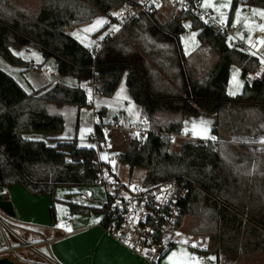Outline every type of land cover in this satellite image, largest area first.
I'll return each mask as SVG.
<instances>
[{
	"label": "trees",
	"instance_id": "16d2710c",
	"mask_svg": "<svg viewBox=\"0 0 264 264\" xmlns=\"http://www.w3.org/2000/svg\"><path fill=\"white\" fill-rule=\"evenodd\" d=\"M40 1L39 12L28 16L12 7L9 0H0V56L27 71L34 64L13 51L33 47L45 60L56 59L60 76L79 82L94 80L97 93L104 97H113L126 75L134 102L145 108L154 126L171 135L182 134L186 114H217L219 129L214 133L219 136L218 142L184 143L179 154H172L170 140L151 135L143 145L132 141L119 161L132 169H146L147 183L186 181L190 192L179 225L187 215L203 219L207 229L215 233L212 244L218 256L254 259L264 254V152L263 156L254 155L244 144L226 143L220 134L256 135L257 109L264 107V71L260 79L246 82L237 97L228 95L227 86L232 65L240 67L246 78L261 68L260 60L231 48L228 34L218 32L199 11L200 0H188L190 6L185 11L164 23L158 18V10L142 13L125 24L96 55L66 29L89 24L99 15L108 16L129 0ZM239 2L233 0L228 27ZM246 4L264 9V0H247ZM186 20L198 32L200 51L207 49L214 57L213 64L199 77L182 46ZM48 103L82 108L89 105V100L82 88L61 84L27 93L0 70V202L7 201L4 192L14 185L32 195H49L50 214L56 222L57 189L98 184L104 163L96 150L78 147L76 139L49 147L45 141L23 138L25 132L64 130V119L50 115ZM238 113L240 123L236 120ZM96 134L104 138L102 126L96 128ZM69 206L72 214L93 210Z\"/></svg>",
	"mask_w": 264,
	"mask_h": 264
},
{
	"label": "crops",
	"instance_id": "0c3cea01",
	"mask_svg": "<svg viewBox=\"0 0 264 264\" xmlns=\"http://www.w3.org/2000/svg\"><path fill=\"white\" fill-rule=\"evenodd\" d=\"M232 1L201 0L198 3V9L206 20L214 24L225 23L228 21L226 19L230 12ZM246 1L240 0L236 7L227 43L231 48L241 49L247 54L257 57L260 60L261 68L252 73L251 80L247 81L242 76L240 67L237 65L231 66L227 93L232 98L243 93L246 82L252 83L260 79L264 71V15H261V13H264V9L247 5ZM166 6L170 5L165 4L158 11V18L161 23L170 18L167 12L169 10L166 11ZM203 10L205 13H203ZM209 17H217L216 19L218 20H212ZM99 18H103V21H105L107 17L100 16L93 19L92 23L88 25H92L90 27L93 28L91 29L93 30L91 34L86 32L85 37L69 34L82 45L91 48L94 55L105 46L109 39L121 33L124 26V24L119 25L118 23L109 25L107 21L102 23V25H97L95 22ZM116 18L119 20L118 17ZM190 22V20L183 22L184 32L182 33L181 41L184 53L190 59L192 71L195 76L199 77L213 64L214 57L210 55L207 49L200 51L201 42L198 38V32L193 30L192 22ZM76 30L77 28L73 33ZM245 33L248 34L247 37H245ZM87 43L89 44L86 45ZM13 53L26 62H29L30 58L24 55L30 54V57H33L34 54H39V57L37 55V62H31L34 64V67L27 71H23L20 67L6 65V63L0 61V67H2L0 69L14 78L27 93L39 91L45 87H52L56 84L71 88H81L82 83L85 82H79L77 79L69 77L71 82L66 84L62 81L67 79V77H62L58 73L57 78L53 72H49V78L53 79V82H50L46 78L39 84L31 83L26 87L19 80L20 76L25 73L31 76V72L41 70L37 66L40 62H45L46 60L42 53L33 47L14 50ZM126 79L125 75L113 97H104L97 92L93 96L88 97L89 105L82 108L91 109V114L86 115L82 127L80 122L79 126L78 122L74 126L72 119L73 114L76 112L82 117V108L78 107L77 109L76 106L71 107L72 105L58 106L49 103L47 104V112L52 116H62L64 119V130L60 133L25 132L22 134L23 138L33 141H45L49 147H55L61 141L76 139L78 147L96 150L102 163L117 167L121 171V174H123V167L119 165L121 163L119 156L127 151L132 142L128 131L122 133L113 131L111 148L105 150L107 152L106 159H102L99 156L103 148L98 145L95 136L98 126L111 127L113 125H120L122 127H129L141 120L147 119L145 108L135 103L132 99ZM257 110H260L261 121L256 130V136L235 132L228 134L225 131H221L220 134L225 138L244 137L253 139L256 141L254 149L261 146L264 147V107L261 106ZM101 111H103V116L100 115ZM239 118L240 113L236 114V120L240 123ZM218 123L217 114L207 112L199 116L186 114L184 116L183 132L181 135H175L176 138L170 143L169 152L179 154L184 143H198L200 141L218 142L219 136L217 133H214L215 129H219ZM118 137L126 138L124 142L122 141V145L118 144ZM115 149L121 150L122 153L120 152L119 156L110 154ZM115 162L116 164H114ZM72 187L77 188L72 189L66 197L60 195L61 190H64L63 188L65 187H60L56 191V222L52 220L49 211L52 205L51 196L29 194L19 185L8 187L4 195L7 201L12 204L15 217H10L0 211V259L9 257L18 264H147L135 253L116 242L105 231L102 212L104 203H101L102 206L100 207L93 202L82 200L77 196L83 190L87 192L91 186ZM72 194L75 195L72 196ZM71 204L90 207L93 210L89 214H72L69 206ZM190 217L194 216L187 215L183 219L175 235L172 250L164 257L160 264H228L230 258L228 259L224 255L218 256L213 250L212 241L215 239V233L207 229L206 223H202L197 218L190 230L186 229L185 232L182 231L184 221ZM65 232L69 233V235L64 236ZM178 233L179 235H177ZM23 242L36 243L37 247L35 249L20 248L14 253L5 251L10 245L14 246ZM235 261L237 262L238 259L236 258Z\"/></svg>",
	"mask_w": 264,
	"mask_h": 264
},
{
	"label": "built area",
	"instance_id": "2783aa9c",
	"mask_svg": "<svg viewBox=\"0 0 264 264\" xmlns=\"http://www.w3.org/2000/svg\"><path fill=\"white\" fill-rule=\"evenodd\" d=\"M165 4L171 6L174 15L190 6L188 0H129L117 9L119 20L125 25L138 19L142 13L159 11ZM214 27L220 33L228 34L230 31L226 22L215 23ZM247 35L245 33V37ZM251 77V73L247 74L246 80L250 81ZM81 88L88 97L97 92L94 80L83 82ZM113 131L121 133L128 131L130 140L139 145L145 144L151 135L171 142L176 138L175 135L165 133L145 119L129 127L120 125L102 127L104 138L100 139L96 134L95 139L105 150L111 148ZM204 142L207 144V141ZM123 171L121 174L117 167L106 164L100 167L99 183L106 191V201L102 206L103 227L116 242L135 253L147 264H160L174 246L182 206L190 192L188 184L186 181L172 180L160 184L143 181L132 185L131 166L123 164ZM68 235L69 233H64V236ZM36 247V243L23 242L10 245L5 251L14 253L20 248Z\"/></svg>",
	"mask_w": 264,
	"mask_h": 264
},
{
	"label": "rangeland",
	"instance_id": "374dc122",
	"mask_svg": "<svg viewBox=\"0 0 264 264\" xmlns=\"http://www.w3.org/2000/svg\"><path fill=\"white\" fill-rule=\"evenodd\" d=\"M9 3H10V5H12V7L17 9L18 11L23 12L24 14H26L28 16H35L39 12L40 7H41V1L40 0H9ZM232 4H233V1L231 2L230 12H231V9H232ZM168 7L166 6L165 8H166V11L169 10L167 12L170 15V17L175 16L173 14L174 11H172L171 7L170 6H168ZM206 11H208V10H206ZM235 11H236V9H235ZM230 12H229V14L227 16L226 21L229 18ZM203 13H205L204 10H203ZM100 16H102V15H99L97 17H100ZM106 17L107 18H106L105 21H107L109 23V25L114 24V23H118L119 25H123L122 22L119 21L116 18V17L119 18V13L117 11H112L111 14L106 16ZM216 18L209 17V19L218 20ZM97 21H103V18L97 19L96 22H95L96 24H97ZM89 24H85V25H82V26H77V27H75L73 29H69L68 28L69 30L66 29V33L72 34L74 36L78 35L79 37H85L84 35H85L86 32L91 34V31H93V30H88V29H93V28H90V27H92V25L88 26ZM100 25H102V24H100ZM82 27H84V28H82ZM123 27H122V29H123ZM76 28H77L76 32L73 33V31ZM79 33H81V34H79ZM86 35H88V34H86ZM89 43H91V42H89ZM89 43H87L86 45H88ZM209 53H210V55H212L211 52H209ZM37 55L39 57V54H34L33 57H30V54L29 55L26 54L24 56L27 57V58H30L29 62H37ZM0 61H2L3 63H6V65H11L4 58H2L1 56H0ZM39 65H42L41 66V70H35V71L31 72V76L32 77L30 75H26V73L24 75L22 74V76H20L19 80L26 87L29 84H31V83L39 84V83L43 82L46 78H48L50 80V82H53L54 80L49 78V72H53L58 78L59 74L57 72V62H56L55 59H49V60H46L45 62H40ZM0 68H2V67H0ZM0 70H2V69H0ZM62 82L66 83V84H69L71 81H70L69 77H67V79H65ZM67 105H70V104H67ZM73 106H75V105H72L71 107H73ZM76 108L78 109L77 106H76ZM88 114H91V109H83L82 108V117H80L78 112L74 113L73 114V118H72L73 119V125L75 126V124H77V122H78V126H79V122H80L81 123V127H82V125L84 124V119L86 118V115H88ZM106 117H108V115H106ZM257 117H258V121H259V124H260V121H261L260 110L257 111ZM81 120H82V122H81ZM252 136H256V135H252ZM125 139H126L125 137H123V138L118 137V144L122 145V141L124 142ZM127 139H128V137H127ZM225 139H226V143H230V144H234V145L244 144L245 147H248L250 153H252L254 155H258V156H263L264 147L261 146L259 148L254 149L256 141L253 140V139L244 138V137H238V138L237 137H230V138H225ZM238 139H240V140H238ZM120 152H121V150L115 149V150H112L110 152V154H112V155L115 154V155L119 156ZM99 156L102 159H106L107 152L105 151L104 148L101 150V153L99 154ZM114 164H116V162ZM119 165H121L123 167L122 163H119ZM145 175H146V172H145L144 168H141V167L133 168L132 169L131 184L132 185H137L139 183H142L144 181V179H145ZM74 188H77V187H65V188H63L64 190H61L60 195L62 197H66V196L69 195V192L72 189H74ZM73 195H75V194H72V196ZM77 196L80 197L82 200H87L89 202H93V203L97 204L100 207L102 206L101 203H104L106 201V191H105L103 185H101L100 183L91 186L90 189L87 190V192H85L83 190L82 193L81 194H77ZM49 211H50V209H49ZM195 219L200 220L202 223H206L203 219L199 218L198 216H194L192 218L190 217V218H187L184 221L182 231L185 232L186 229L190 230V228L194 225V223L196 221ZM235 259L236 258H231L230 260H228V264H235V263L236 264H264V254L258 255L254 259L240 258V259H238L237 262L235 261Z\"/></svg>",
	"mask_w": 264,
	"mask_h": 264
},
{
	"label": "water",
	"instance_id": "95a60500",
	"mask_svg": "<svg viewBox=\"0 0 264 264\" xmlns=\"http://www.w3.org/2000/svg\"><path fill=\"white\" fill-rule=\"evenodd\" d=\"M0 211H2L4 214L15 217V212L13 209L12 204L9 201H1L0 202ZM0 264H18L9 257H3L0 259Z\"/></svg>",
	"mask_w": 264,
	"mask_h": 264
},
{
	"label": "snow or ice",
	"instance_id": "6c2138e0",
	"mask_svg": "<svg viewBox=\"0 0 264 264\" xmlns=\"http://www.w3.org/2000/svg\"><path fill=\"white\" fill-rule=\"evenodd\" d=\"M261 15H264V13H261ZM102 23H105V21H97V24H102ZM93 27H95V26H93ZM88 30H91V29H88ZM205 131H206V129H205ZM213 139H214V137H213ZM69 231H70V229H69ZM177 235H179V233Z\"/></svg>",
	"mask_w": 264,
	"mask_h": 264
}]
</instances>
